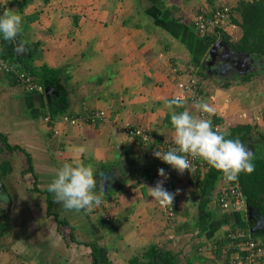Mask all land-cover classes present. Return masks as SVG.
Instances as JSON below:
<instances>
[{"label":"crops","instance_id":"crops-1","mask_svg":"<svg viewBox=\"0 0 264 264\" xmlns=\"http://www.w3.org/2000/svg\"><path fill=\"white\" fill-rule=\"evenodd\" d=\"M240 1L5 0L23 25L17 40L0 34V61L21 68V59L32 53L35 69L59 73L50 94L30 92L0 63V164L12 168L0 175V193L7 196L0 205L14 211H0V238L14 240L4 254L22 264H215V245L230 231L264 243V199L252 212L248 201L246 208L223 210L219 196L228 182L210 165L198 180L191 174L175 180L178 212L168 219L148 188L162 180L154 181L160 162L149 156L148 142L133 140L122 128L128 123L146 129L157 144L174 141L165 103L181 93L177 70L202 72L208 51L193 19L220 5L234 12ZM225 31L240 34L231 22ZM200 78L205 102L215 108L210 119L220 118L226 135L240 127L252 163L264 164V69L237 72V81L217 73ZM193 105L185 101L175 111L199 116ZM87 108L104 110L108 120L58 124L63 115ZM81 146L84 153L74 150ZM7 150L14 161L1 155ZM74 160L93 165L97 192L100 174L108 179L103 203L91 211L65 210L48 191L57 170Z\"/></svg>","mask_w":264,"mask_h":264},{"label":"clouds","instance_id":"clouds-1","mask_svg":"<svg viewBox=\"0 0 264 264\" xmlns=\"http://www.w3.org/2000/svg\"><path fill=\"white\" fill-rule=\"evenodd\" d=\"M23 17L16 12L5 10L0 16V34L5 41L17 40L21 33ZM256 69H264V64L255 63ZM185 99L181 95L174 96L166 101L165 107L172 112L171 124L174 129V143L176 148L166 152L155 150L153 155L164 163L171 165L180 174L186 170H192V159L200 158L211 167L221 171L225 182H233L238 179L241 172L251 173L254 170L252 160L253 153L246 148L243 142L237 139H226V134L219 128L213 129L212 120L193 115L188 110L177 113L176 108H183ZM194 108L202 113L212 115L215 108L204 101H195ZM84 153L86 148L81 146L74 149ZM73 151V149H69ZM159 176L167 178L163 168L158 170ZM102 183L97 192V178L95 169L91 163L74 160L72 163H64L56 172L55 177L48 185V191L54 194L55 201L61 204L65 210L91 211L103 203L105 195L106 175L101 173ZM164 181L158 180L154 187L149 188V195L161 206L173 205L175 194L164 188ZM0 198L7 199L5 193H0Z\"/></svg>","mask_w":264,"mask_h":264},{"label":"built area","instance_id":"built-area-1","mask_svg":"<svg viewBox=\"0 0 264 264\" xmlns=\"http://www.w3.org/2000/svg\"><path fill=\"white\" fill-rule=\"evenodd\" d=\"M5 0H0V16L7 9L5 7ZM233 14L232 7L229 5H222L213 10L204 9L200 10L193 19V26L196 32L202 38H211L212 36L219 35V30H226V27L230 23L231 15ZM3 70L12 76H14L17 83L23 85L30 92L44 93L45 88L42 84L36 81L29 73L25 72L21 68L11 64L7 60L0 61ZM181 76V81L178 83V88L181 91L179 95L183 96L185 101H189L194 104L195 101L205 102V83L199 77V75L192 69L187 71L177 70ZM199 116L202 118L210 119L213 115L199 112ZM108 120V115L104 110L87 108L79 115H63L58 124H67L70 126H78L80 124H101ZM52 123H55L51 120ZM213 129L219 128L220 126L212 125ZM125 133L137 141H145L150 145L149 156H154L155 150L166 152L171 148H176L174 141L164 142L162 144L154 143L151 133L146 129H141L131 124H125L123 127ZM156 158V157H155ZM158 159V158H156ZM189 160L192 163L191 172L186 170L183 174H191L197 180L200 176L208 169L209 164L204 160L197 158L192 159L189 156ZM160 162V169L163 168L167 174V178L156 176L155 180L162 179L164 181L165 189L175 194L174 182L176 179L181 177L176 169L171 165ZM161 211L168 219L176 217L178 212V206L176 198H174L173 205L161 206L158 202ZM219 204L223 210H237L240 208L247 207V199L241 188L239 179L233 182H228L226 188H224L219 196ZM108 219V218H107ZM215 264H264V243L251 237L245 231H230L226 235L225 241L221 244L215 245Z\"/></svg>","mask_w":264,"mask_h":264},{"label":"trees","instance_id":"trees-1","mask_svg":"<svg viewBox=\"0 0 264 264\" xmlns=\"http://www.w3.org/2000/svg\"><path fill=\"white\" fill-rule=\"evenodd\" d=\"M230 22L240 28V34L236 38L232 34H229L225 30H219V35H214L211 38H203V42L209 49L214 45L217 40L223 39L227 45L236 52L250 55L254 60V64L260 60H264V0H241L231 15ZM38 46V45H35ZM33 55L30 53L25 58H22L19 65L21 69L29 73L36 81L43 85L46 89L56 87L55 77L58 76V71L49 67H43L41 69H35L30 64ZM256 72H253L248 77L243 79V82H248L253 79ZM200 77H205L202 72L197 73ZM225 87H229L228 84ZM55 99V97H52ZM52 99L51 109L53 114H57L56 107L57 102ZM171 119V118H170ZM222 120L220 118H214L213 125H217ZM242 128V127H241ZM240 127L231 129V134L226 135V139H244L245 136L239 137ZM9 147V150L15 151L14 147ZM29 170L33 169L32 162L29 159ZM254 170L251 173L241 172L238 179L241 184V188L247 198L248 204L255 207L256 204L264 199V164L253 163ZM0 175H8L12 172L9 162L0 164ZM2 228V227H1ZM0 228V229H1ZM0 236L3 234V230L0 232Z\"/></svg>","mask_w":264,"mask_h":264},{"label":"water","instance_id":"water-1","mask_svg":"<svg viewBox=\"0 0 264 264\" xmlns=\"http://www.w3.org/2000/svg\"><path fill=\"white\" fill-rule=\"evenodd\" d=\"M253 64L254 60L250 55L232 50L223 39H219L208 49L202 67L206 76L210 77L213 73L221 71L246 74L249 70L254 69ZM51 89L48 88L45 92L50 94ZM252 210V206H249V211L252 212Z\"/></svg>","mask_w":264,"mask_h":264},{"label":"rangeland","instance_id":"rangeland-1","mask_svg":"<svg viewBox=\"0 0 264 264\" xmlns=\"http://www.w3.org/2000/svg\"><path fill=\"white\" fill-rule=\"evenodd\" d=\"M220 6H222V5H220ZM133 9H134V7H133ZM232 10H233V8H232ZM229 25H230V23H229ZM150 28H151V26H150ZM202 73L205 75V77H207L206 74H205V72H203V70H202ZM239 78H240V76H239ZM231 81H237V80L234 77V78L231 79ZM117 88H118V86H117V83H116V90H117ZM6 149H9V147L7 145H6ZM1 155L4 156V157H7L9 159H11L12 161H14L13 160L14 155L11 152H9L8 150L5 151V152H3ZM21 158H23V157L20 156L18 159H21ZM18 168H17V171H18ZM19 170H20V168H19ZM0 200H1V198H0ZM8 208H9L8 206L3 207V206L0 205V211L1 210H4L6 213H10V216H12L14 214V211H13V214H12L11 208H9V209ZM0 215H1V212H0ZM0 219H1V216H0ZM6 238H0V264H20V263L22 264L21 260H18V259H16L14 257L15 256L14 254H11L10 257H8V255H6V254L3 253L2 250L7 249L9 247V245L12 244L13 241H14L10 236H7ZM5 239H6V241L4 243L3 240H5ZM1 246H4V247H1ZM12 256H13V258H12ZM39 261L40 260H34V264H39Z\"/></svg>","mask_w":264,"mask_h":264},{"label":"flooded vegetation","instance_id":"flooded-vegetation-1","mask_svg":"<svg viewBox=\"0 0 264 264\" xmlns=\"http://www.w3.org/2000/svg\"><path fill=\"white\" fill-rule=\"evenodd\" d=\"M216 73H213V75H215ZM237 72H231V71H221L219 73H217V76H224L226 78H236Z\"/></svg>","mask_w":264,"mask_h":264}]
</instances>
